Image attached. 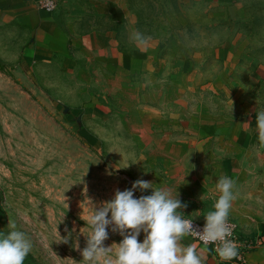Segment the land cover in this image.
<instances>
[{
  "label": "rangeland",
  "instance_id": "1",
  "mask_svg": "<svg viewBox=\"0 0 264 264\" xmlns=\"http://www.w3.org/2000/svg\"><path fill=\"white\" fill-rule=\"evenodd\" d=\"M54 1L67 24L86 31L104 22L98 8L110 0ZM113 1L129 10L123 31L133 43L149 41L157 49L162 76L153 83L119 78L94 61L83 69L90 78L26 70L30 36L0 19V232L9 231L12 220L29 234L34 247L24 264H86L90 207L98 209L137 180L170 187L187 204L183 194L196 195L189 164L177 162L191 153L183 119L236 122L264 108V0H233V6L215 0ZM222 45L232 52L223 62L216 58ZM196 54L202 57L193 73L183 74L181 63ZM95 107L107 112L106 120H94L102 134L99 147L79 135ZM153 191L137 189L134 196ZM183 212L205 223L192 214L207 212ZM73 228V238L60 241ZM108 232L104 246H113L114 256L123 237L111 226ZM200 255L204 264H240Z\"/></svg>",
  "mask_w": 264,
  "mask_h": 264
},
{
  "label": "crops",
  "instance_id": "2",
  "mask_svg": "<svg viewBox=\"0 0 264 264\" xmlns=\"http://www.w3.org/2000/svg\"><path fill=\"white\" fill-rule=\"evenodd\" d=\"M46 1L0 0V19L16 23L31 38L23 57L26 70L60 69L68 75L90 78L83 69L94 61L119 78L146 79L152 83L155 78H161L153 43L144 41L136 45L133 36L123 31L130 21L126 4L113 0L103 2L98 9L104 22L82 31L67 24L59 11L45 8ZM226 1L215 0L219 5H234L233 0ZM229 49L222 45L216 51L217 60H230L232 52ZM201 57L196 54L184 59L181 72L192 74ZM93 112L87 115L90 124L82 126L79 135L89 146L99 147L102 134L94 120H106L107 112L96 107ZM255 115L256 112L236 122L184 118L181 129L191 141L186 146L191 153L181 155L177 161L188 163L191 169V187L196 197L185 192L183 198L192 211L212 210L220 194L216 184L221 176L236 180L237 198L229 220L238 225L242 240L253 246L240 264H264V146L257 139ZM209 142L213 143V149L207 147ZM192 216L206 223L205 217ZM183 241L195 244L198 252L210 262L219 259L213 247L203 246L189 236Z\"/></svg>",
  "mask_w": 264,
  "mask_h": 264
},
{
  "label": "clouds",
  "instance_id": "3",
  "mask_svg": "<svg viewBox=\"0 0 264 264\" xmlns=\"http://www.w3.org/2000/svg\"><path fill=\"white\" fill-rule=\"evenodd\" d=\"M136 39L143 41L144 38L137 34ZM255 127L258 142L264 146V108L256 112ZM236 186L232 177L219 178L216 188L220 194L212 210L204 215L203 231L198 232L193 229L192 220L185 218L183 209L187 204L182 203L179 194H173L172 188H156L150 181L137 180L130 189L117 190L114 198L98 209L90 207L91 215L86 224L90 225L91 232L86 235L87 246L82 251V261L86 264H204L195 244L181 247L180 242L190 234H195L206 247L215 245L214 251L222 261L237 259L239 249L229 223L237 198ZM137 189L154 191L137 198L134 196ZM109 226L123 237L116 245L114 256L113 246H104ZM8 228L9 231L0 232V264H24L33 250V241L12 220ZM66 231V236L60 235V241L64 243L73 238L75 229ZM142 232L144 239L141 242ZM73 246L79 249L78 242Z\"/></svg>",
  "mask_w": 264,
  "mask_h": 264
},
{
  "label": "built area",
  "instance_id": "4",
  "mask_svg": "<svg viewBox=\"0 0 264 264\" xmlns=\"http://www.w3.org/2000/svg\"><path fill=\"white\" fill-rule=\"evenodd\" d=\"M43 6L47 9L51 10V11L56 10V2L53 0H47L43 4ZM229 223H230V226L232 227V230H233V239L235 240L237 247L239 249V257L237 259H234V260H237L238 262L242 263V262H244L246 252H248L250 249H252L253 246L249 242L242 240V238L239 235V227L236 223H234L230 220H229ZM192 224H193L194 230H196L198 232L203 231L205 224H201V223L196 222L194 220H192ZM188 236L191 237L192 239H194L199 244L205 246L195 234H190ZM208 247L215 248V245H208Z\"/></svg>",
  "mask_w": 264,
  "mask_h": 264
},
{
  "label": "trees",
  "instance_id": "5",
  "mask_svg": "<svg viewBox=\"0 0 264 264\" xmlns=\"http://www.w3.org/2000/svg\"><path fill=\"white\" fill-rule=\"evenodd\" d=\"M220 2H227L226 0H219Z\"/></svg>",
  "mask_w": 264,
  "mask_h": 264
}]
</instances>
